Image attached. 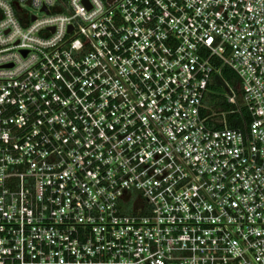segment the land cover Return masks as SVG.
Masks as SVG:
<instances>
[{
  "label": "built area",
  "instance_id": "built-area-1",
  "mask_svg": "<svg viewBox=\"0 0 264 264\" xmlns=\"http://www.w3.org/2000/svg\"><path fill=\"white\" fill-rule=\"evenodd\" d=\"M0 264H264V0H0Z\"/></svg>",
  "mask_w": 264,
  "mask_h": 264
},
{
  "label": "trees",
  "instance_id": "trees-1",
  "mask_svg": "<svg viewBox=\"0 0 264 264\" xmlns=\"http://www.w3.org/2000/svg\"><path fill=\"white\" fill-rule=\"evenodd\" d=\"M224 75L232 80L236 84V88L239 91L240 87L236 75L229 69H225ZM213 89L216 88L212 87ZM208 104L211 105L212 109L218 111V113H226V120L228 126L232 129L241 128L244 126V120L248 119V115L245 110L241 113L233 112L236 110L235 106L229 105L224 99L218 96H211L208 100Z\"/></svg>",
  "mask_w": 264,
  "mask_h": 264
},
{
  "label": "rangeland",
  "instance_id": "rangeland-1",
  "mask_svg": "<svg viewBox=\"0 0 264 264\" xmlns=\"http://www.w3.org/2000/svg\"><path fill=\"white\" fill-rule=\"evenodd\" d=\"M26 10L29 11V12H32L31 8H26ZM224 76H225L226 81L231 85V87L236 88V84L232 80H230L228 77H226V75H224ZM213 92L215 93L214 94L215 96H218V97H220L222 99H224V97L228 94L226 89L224 87H221V86H217L216 88H214ZM213 111H215V110H213ZM215 112L218 113V111H215Z\"/></svg>",
  "mask_w": 264,
  "mask_h": 264
}]
</instances>
